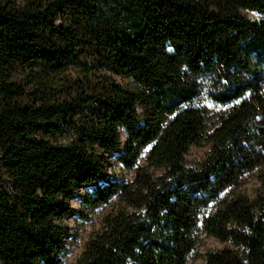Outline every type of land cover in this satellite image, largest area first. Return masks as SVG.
Listing matches in <instances>:
<instances>
[{
  "label": "trees",
  "instance_id": "obj_1",
  "mask_svg": "<svg viewBox=\"0 0 264 264\" xmlns=\"http://www.w3.org/2000/svg\"><path fill=\"white\" fill-rule=\"evenodd\" d=\"M100 209L75 264H264V0H0V264Z\"/></svg>",
  "mask_w": 264,
  "mask_h": 264
},
{
  "label": "rangeland",
  "instance_id": "obj_2",
  "mask_svg": "<svg viewBox=\"0 0 264 264\" xmlns=\"http://www.w3.org/2000/svg\"><path fill=\"white\" fill-rule=\"evenodd\" d=\"M246 14H248L250 17L255 18V15L252 13L246 12ZM188 151L189 152L185 156V161L187 162V164L191 165L193 163L199 162L206 155V153L209 150H208V146L202 145L200 147H191ZM144 156H145V154L143 155V157ZM113 164H114V168L116 169L115 171L117 174L125 175L127 180L131 177L126 171L123 172L122 168H120L119 165H117L115 163H113ZM248 180H249L248 184L246 185L245 188L247 190V193H251L253 190H255V188L257 187V184H256V180H254L253 176H249ZM81 194H82V192L78 191V194L72 198L73 207L76 210H79V205H80L79 196ZM101 214H102L101 209L94 211L91 219L88 222L81 224V226L78 229L79 237L76 240L72 241V244L70 246L69 251L65 254V256L62 259L63 264H75V261L79 258L80 253L83 250L84 242L87 240V238H88L89 234L92 232V230L97 226L98 221H99V217L101 216ZM74 226H75V221L70 220L69 227L71 228L70 229L71 231L73 230L72 228H74ZM203 243H204V245L200 249V252L203 254L206 251L219 250L220 248L225 246V244L218 242L216 239H214L212 237L205 238L203 240ZM204 262H205L204 259L199 258L197 260L189 262V264H204Z\"/></svg>",
  "mask_w": 264,
  "mask_h": 264
},
{
  "label": "water",
  "instance_id": "obj_3",
  "mask_svg": "<svg viewBox=\"0 0 264 264\" xmlns=\"http://www.w3.org/2000/svg\"><path fill=\"white\" fill-rule=\"evenodd\" d=\"M124 140H125V138H124Z\"/></svg>",
  "mask_w": 264,
  "mask_h": 264
}]
</instances>
